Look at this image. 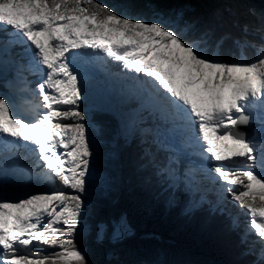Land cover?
Wrapping results in <instances>:
<instances>
[{
    "label": "snow or ice",
    "instance_id": "1",
    "mask_svg": "<svg viewBox=\"0 0 264 264\" xmlns=\"http://www.w3.org/2000/svg\"><path fill=\"white\" fill-rule=\"evenodd\" d=\"M0 87V264H203L135 246L151 201L264 264V3L0 0Z\"/></svg>",
    "mask_w": 264,
    "mask_h": 264
},
{
    "label": "trees",
    "instance_id": "2",
    "mask_svg": "<svg viewBox=\"0 0 264 264\" xmlns=\"http://www.w3.org/2000/svg\"><path fill=\"white\" fill-rule=\"evenodd\" d=\"M102 2L111 4L117 0H102ZM120 2L139 3L141 0H120ZM154 2L162 5L184 4L193 11L200 12L207 9L216 0H154ZM251 2L259 6L264 3V0H251ZM247 55L251 57L253 51L248 50ZM95 119L103 121L107 118L97 114ZM135 152V142H133L132 145L123 148L120 153L126 171L131 168ZM124 204L123 200H118L112 211L118 210ZM131 219L136 231V247L145 250L158 247L172 253L176 259L214 264V262L234 259L241 248L246 246H237L238 238L235 233L209 235L202 230L198 220L187 221L177 209H169L156 201L146 202L138 207ZM245 237L248 239L246 233ZM89 252L90 258L94 261L110 259L107 245L93 244L90 246ZM254 258L252 255H248L242 259L243 262H247Z\"/></svg>",
    "mask_w": 264,
    "mask_h": 264
},
{
    "label": "bare ground",
    "instance_id": "3",
    "mask_svg": "<svg viewBox=\"0 0 264 264\" xmlns=\"http://www.w3.org/2000/svg\"><path fill=\"white\" fill-rule=\"evenodd\" d=\"M113 70H116L117 71V68L114 66ZM114 72V71H113ZM101 75V73H100ZM29 80H31L30 76L28 77ZM13 91V90H12ZM11 91V94L14 96V97H17L18 98V103L21 110L23 112H29L31 111V107L34 103L33 101V98L31 97V95L27 92H12ZM26 163H30V160L29 161H25Z\"/></svg>",
    "mask_w": 264,
    "mask_h": 264
},
{
    "label": "rangeland",
    "instance_id": "4",
    "mask_svg": "<svg viewBox=\"0 0 264 264\" xmlns=\"http://www.w3.org/2000/svg\"><path fill=\"white\" fill-rule=\"evenodd\" d=\"M99 66H101V67H103L104 65H99ZM113 68H114V66L111 68V72H117L118 71V69H117V71L116 70H113ZM11 91L12 90H6V89H4V88H2V87H0V93H5V92H7L9 95H12L11 94ZM12 92H15L16 93V91L15 90H13ZM13 96V95H12ZM14 97V96H13ZM15 98V100H16V103L18 104L19 102H18V98L17 97H14ZM20 104V103H19ZM18 106V105H17ZM18 108H19V106H18ZM21 109V108H20ZM23 112V111H22ZM239 220H240V222H241V225L243 226V227H245L246 228V226H247V220H246V217H245V215L243 214V213H241V216L239 217ZM246 232V234H247V237H248V239H246V241H249V240H252V235H251V233L250 232H248V231H245ZM257 247H259L258 245H257Z\"/></svg>",
    "mask_w": 264,
    "mask_h": 264
}]
</instances>
